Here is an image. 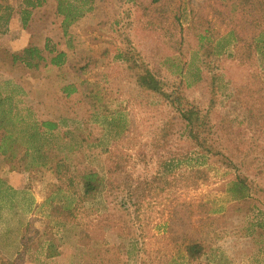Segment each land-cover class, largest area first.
Instances as JSON below:
<instances>
[{
  "label": "rangeland",
  "instance_id": "rangeland-1",
  "mask_svg": "<svg viewBox=\"0 0 264 264\" xmlns=\"http://www.w3.org/2000/svg\"><path fill=\"white\" fill-rule=\"evenodd\" d=\"M23 1L0 0L12 8L0 20V264H191L192 242L205 249L192 264H264V52L232 29L264 28L261 11L236 0H90L65 30L59 1L77 0H47L26 25ZM47 42L66 54L62 67ZM28 48L46 62L13 61ZM146 68L167 90L181 85L225 156L188 158L177 116L136 85ZM167 149L178 157L169 171ZM87 168L108 186L81 202ZM236 179L247 198L232 197Z\"/></svg>",
  "mask_w": 264,
  "mask_h": 264
},
{
  "label": "trees",
  "instance_id": "trees-1",
  "mask_svg": "<svg viewBox=\"0 0 264 264\" xmlns=\"http://www.w3.org/2000/svg\"><path fill=\"white\" fill-rule=\"evenodd\" d=\"M46 2L47 0H24L23 4L25 9L24 11H22L23 23L25 25L27 24V17L31 15L32 10L42 7ZM59 2L60 3L58 4V11L61 15L63 14L64 16L63 24L65 30H67V28L71 24L84 16L85 13L92 10V7L88 6V4L91 2L90 0H77L76 3L65 2V4H63L61 1ZM235 2H239L238 5L241 7L244 5L250 6L258 12L261 11L259 14L264 15L262 11L264 9V0H236ZM1 8H4L6 14H2V16H0V20H3L4 23L7 24L10 19V14L12 13V8L0 4V9ZM258 24L259 23L257 22H249L247 23V25H249L247 27H240L239 25H236L232 29L236 30L239 44L244 43L249 47V42L253 41L257 51L264 52V28H262ZM248 30L252 31L251 39H248L245 36V33ZM200 39L202 42L205 37L204 39ZM45 48L51 55L50 64L56 67H62L65 63L66 54L64 52H58L50 49L48 42ZM200 48L203 49L204 46L200 45ZM206 51L209 52V56H211V54L213 53L211 49H207ZM125 57L127 58V54H125ZM12 59L13 61L23 59L28 68H38L42 62H46V58L37 48L25 49L22 56L12 55ZM141 70V73H139L138 77H136V85L145 93H151L158 96L163 105L169 108L174 113L173 116H177V119L182 125L181 135L184 138V143L190 147L189 153L187 154L188 158H192L191 156L197 155L200 158H206L208 160L212 157L215 158L221 155L225 156L222 152L220 153L216 147L214 148V146L209 143L208 136H206L208 117L204 115L200 107L193 105L183 95V92L181 91V85H178L177 88L173 90H167L165 88L166 85L164 84V82H162L150 70H148L147 68ZM67 91L69 94H71L72 92H75V89L73 87L70 89L69 87L67 88ZM43 126L48 127L50 130H55L58 127L56 123L52 122H43ZM164 132L165 128H162L161 133ZM174 152V150L167 149V151L165 152L166 154L162 157V160L160 162L165 167V169L167 168V171H169L173 163L178 160V157H176ZM79 173L80 174L78 176L79 184L81 186V202H86L89 198H95L108 186L105 182V179L101 177L97 171L91 168L84 169ZM161 179H163L162 175H157L153 181H147L144 182V184L147 186H152ZM138 184L139 186L142 185V183L140 182ZM232 185L231 195L234 200L245 199L249 196L248 186L241 179H236L232 182ZM183 249L186 254V262L191 264L199 261L205 254L203 244L198 242L185 244L183 246ZM18 260H20V257H17L14 260L4 261L1 264H17ZM172 264L179 263H176V261H174Z\"/></svg>",
  "mask_w": 264,
  "mask_h": 264
}]
</instances>
